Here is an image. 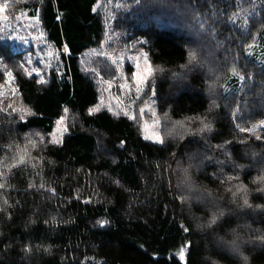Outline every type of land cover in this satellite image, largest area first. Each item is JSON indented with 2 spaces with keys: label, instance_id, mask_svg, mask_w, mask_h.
<instances>
[{
  "label": "trees",
  "instance_id": "1",
  "mask_svg": "<svg viewBox=\"0 0 264 264\" xmlns=\"http://www.w3.org/2000/svg\"><path fill=\"white\" fill-rule=\"evenodd\" d=\"M169 4L0 0V264H242L233 240L248 264H264V184L253 183L264 171V141L236 128L264 136V61L255 54L264 52V0ZM129 31L147 41L138 47L155 70L145 97L154 85L161 145L142 140L138 120L88 111L99 102L98 80L116 78L111 53ZM9 104L33 114L25 123ZM62 115L68 131L50 143ZM202 116L211 132L188 119ZM225 141L231 159L215 148ZM193 153L189 187L181 169ZM241 183L247 193L226 190ZM98 221L106 223L95 229Z\"/></svg>",
  "mask_w": 264,
  "mask_h": 264
},
{
  "label": "snow or ice",
  "instance_id": "2",
  "mask_svg": "<svg viewBox=\"0 0 264 264\" xmlns=\"http://www.w3.org/2000/svg\"><path fill=\"white\" fill-rule=\"evenodd\" d=\"M134 3L136 5H143V0H134ZM159 3H161V5H166V6H169V7L171 6L169 4V0H159ZM4 12H5V6L4 5H0V14H2ZM3 19L6 20L7 17L5 16V17H3ZM0 30H2V29H0ZM0 39H2V37H0ZM139 43L143 44V43H147V41H140ZM3 55L4 54H0V56H3ZM131 59L134 61V70L132 72V80L134 81L135 86H136V93L139 94L142 91L143 86L149 85L150 82L153 80L154 71L155 70H154V68L152 66L151 61L149 60V53L147 51H144L143 48H141L139 50V53L137 55L132 56ZM141 59L143 60V66L140 63ZM113 62L115 63L116 61H113ZM198 62H199L198 52L196 51L195 48H193V49H191L188 52V65L195 66ZM27 63L31 64L32 63L31 59H28ZM188 65H182V67H187ZM4 67H5L4 75L6 77V82L10 83L11 80L14 79L13 72L11 71V69H9L7 67L6 64L4 65ZM20 67L23 68L24 65L21 64ZM24 70L29 76H31L33 72H35L37 75L40 74V70L38 68H33L30 72L28 71L27 68H25ZM160 71H163V69H161ZM233 74H236L235 69H233ZM175 75L178 78V74H175ZM217 79H219V78L217 77ZM239 79L241 81H243L244 77L240 76ZM38 82L44 83L45 81L43 80V77H41L40 81H38ZM0 88H2V86H0ZM15 91H16V89H12V92H15ZM151 91H152V95L155 97L156 96V90H155V86L154 85L152 86ZM2 95H3V92L0 91V96H2ZM0 103H2V101H0ZM8 108H11L12 112H20V113H22L19 116V119L21 121L25 122V123L27 122L26 121V116L33 114L31 112V109H27V108H19L18 109V108L13 107V105H11V104L8 105ZM4 110L5 109L0 108V111H4ZM96 110L97 109H95V108H90L88 111L91 114L93 111H96ZM144 111L145 110H144L143 107L140 108L141 116H143ZM64 112L67 113L68 112V108H65ZM125 115H129V113L125 112ZM155 115H156V113L153 112V116H155ZM165 115H167V114H165ZM129 118L130 119H135L136 117L134 115H130ZM188 119H190V120H199L200 127L198 129H196V132L205 133V132H211L212 131V122L210 120H208L207 116L191 117V118H188ZM236 119H240V117L237 115ZM64 121H65V116H63V115L60 116L59 119L56 121V125L58 126L57 129L54 132L48 134L50 137L53 138L50 142H53V143H60L61 142L63 134L68 131L67 126L64 125ZM154 123L155 124H159V120L154 121ZM177 123L178 124H182V122H177ZM236 128L241 133L251 132L254 135V137H255V141H264V136L256 134L255 126L253 128H251V129H249V128H246V127H241L239 124H236ZM189 131H191V130H189ZM192 134L195 135L196 133L193 132ZM35 135L37 137H39V143H43L44 142V138H43V136L40 135V133H36ZM145 139H153L155 143H160V144L164 143V140L160 137V135L158 133L154 134L153 137L145 136ZM123 143L124 142L122 141L121 144H123ZM232 143H233L232 141H225L223 144L216 145L215 148L220 150L219 151V155L225 156L228 159H231L232 152H231V149L228 147V145L232 144ZM239 143L247 144V140H241V141H239ZM33 146H35V142H33ZM233 147H235V145H233ZM254 155H255V153H254ZM195 156H196V153H193L191 156H189V166L186 167V168H182L181 169V172H182L181 183L184 184L185 186H189L190 187V185H191L190 169H191V167L194 166L193 165V160H194ZM209 159H211V158H209ZM20 162L23 163V158H21ZM238 167L242 169L244 166L240 165ZM239 179H240L239 175L227 177L228 181H231V180L239 181ZM225 182L226 181L224 179L220 180L221 184H224ZM253 183L264 184V171H262L261 174L258 175L254 179ZM0 188H4V185L0 184ZM226 190L228 192H231L233 197H236L237 193L239 191H244L245 193H247V186L243 185L241 183V184H239L236 187V191H233V189L231 187L227 188ZM54 191H55V189H53V192ZM257 191H264V188H258ZM178 198L182 202L186 199V197H184V196H180ZM5 203H7V201H5ZM243 205L248 207V208H252L253 207L249 203L247 195H245L244 198H243ZM256 207L260 208L262 206L261 205H256ZM0 210H2V209H0ZM223 215H224V211L223 210H220L218 213H214L212 215L211 220L209 221V227H211L212 225L216 224L218 219L220 217H222ZM100 223H101V225H103L104 223H106V221H101ZM181 227L184 228L183 225H181ZM184 231L187 232L188 229L184 228ZM257 238L259 240H261V241H264V234L258 236ZM230 243L232 245V251H234L237 254H239L240 259L242 261V264H248V257L244 256L242 253H240L239 245L236 244V241L233 240ZM181 259L182 260L184 259V251H183V249L181 250Z\"/></svg>",
  "mask_w": 264,
  "mask_h": 264
},
{
  "label": "rangeland",
  "instance_id": "3",
  "mask_svg": "<svg viewBox=\"0 0 264 264\" xmlns=\"http://www.w3.org/2000/svg\"><path fill=\"white\" fill-rule=\"evenodd\" d=\"M120 6L121 4L118 3L117 7ZM130 36L131 32L129 31L123 39L117 42V46L114 48L115 52L111 53L112 62L116 61L115 63L113 62V64L117 70V75L116 78L107 83L98 80L100 98L98 104L93 107L97 110L93 112L107 111L114 115L122 114L128 118L130 115H134L136 118L132 120L140 121L142 127V140L155 145H161L160 143H155L153 139H145V136L153 137L156 133L162 138L160 133V119L157 116L156 96L154 97L151 91L149 96L145 97L148 91V85L143 86L139 94L136 93V86L132 80L134 61L131 57L139 53L141 47H138V44L141 43L131 39ZM255 51L258 60L264 61V52L260 48H256ZM90 55L91 54H88L87 57ZM140 63L143 66L142 59ZM129 67H131L132 70H130ZM231 83L233 84L235 82ZM142 107L145 110L143 116H141L140 113V108ZM125 112H128L129 115H125ZM153 112L156 113L155 116H153ZM146 114H148V119L145 117ZM156 120H159V124L154 123ZM57 127L56 125L55 130ZM47 138L49 142L53 139L49 135ZM101 226L99 221L93 223L95 229H100Z\"/></svg>",
  "mask_w": 264,
  "mask_h": 264
}]
</instances>
